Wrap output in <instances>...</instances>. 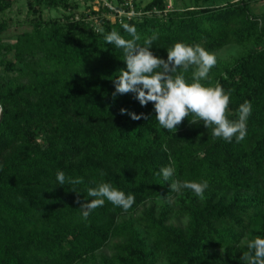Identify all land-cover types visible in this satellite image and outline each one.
Returning a JSON list of instances; mask_svg holds the SVG:
<instances>
[{
  "label": "trees",
  "instance_id": "1",
  "mask_svg": "<svg viewBox=\"0 0 264 264\" xmlns=\"http://www.w3.org/2000/svg\"><path fill=\"white\" fill-rule=\"evenodd\" d=\"M14 1L0 0V264H79L108 245L111 256L97 264H246L247 242L264 238V4L252 14L249 0H172L170 11L164 0H134L135 19L111 21L100 8L92 26L82 15L40 17L43 8L76 9L71 0H24L29 28L4 43L12 23L1 15ZM123 24L135 27L141 46L156 34L149 50L165 60L177 42L207 52L241 46L200 83L230 94V120L250 102L245 138H213L192 116L174 133L158 124L152 103L114 97L126 64L105 36L131 39ZM121 108L143 116L132 120ZM166 166L174 180L207 181L203 199L171 191L157 175ZM100 183L135 203L125 212L105 200L83 220L80 204ZM172 215L183 223L169 224Z\"/></svg>",
  "mask_w": 264,
  "mask_h": 264
},
{
  "label": "clouds",
  "instance_id": "2",
  "mask_svg": "<svg viewBox=\"0 0 264 264\" xmlns=\"http://www.w3.org/2000/svg\"><path fill=\"white\" fill-rule=\"evenodd\" d=\"M123 28L132 37L126 39L111 31L105 36L107 44H112L122 49L126 70L121 69L120 75L114 80L115 95L132 93L141 106L152 103L155 119L158 124L171 132L176 131L186 118L192 116L190 123L202 122L207 129L211 128L213 138H222L231 142L233 137L239 142L245 138L246 121L251 114L250 102L240 104L237 110L238 119L233 121L228 118L230 94L225 93L223 87L217 83L215 86H204L201 80H207L210 70L216 65V57L207 52L200 45L190 46L181 42L175 43L167 49V59L155 56L149 49L156 34L144 38L143 46L137 42L141 37L135 27L123 24ZM194 66L188 83L184 73ZM177 69L182 72L177 73ZM227 79V75H224ZM2 110V108H0ZM121 114H128L132 120H139L143 114H135L121 108ZM175 168L162 167L157 175L162 176L165 182L171 180L169 188L173 192L186 188L203 199V194L208 187V182L184 181L172 179ZM57 184L64 185L65 174L56 173ZM71 184L81 183L80 178H67ZM88 197L92 199L80 204L81 218L87 220L91 211L103 206L105 200L127 212L135 203V196L126 195L123 191L114 188L109 183H100L95 188L87 190ZM247 251L242 255L246 264H264V238L257 237L247 242Z\"/></svg>",
  "mask_w": 264,
  "mask_h": 264
},
{
  "label": "rangeland",
  "instance_id": "3",
  "mask_svg": "<svg viewBox=\"0 0 264 264\" xmlns=\"http://www.w3.org/2000/svg\"><path fill=\"white\" fill-rule=\"evenodd\" d=\"M72 2H75L77 8L74 10H67V11H60V10H53L48 8H43L41 10L40 17L44 20H47L48 18H56L61 19V13L64 15L72 14V19H78L79 15L84 16L85 19H87L88 22L91 23L92 26L96 24V16L98 15V12H95L96 4L94 3V0H71ZM149 0H135L140 6L142 7L146 2ZM165 1V10L170 11L173 10L172 0H164ZM188 1V0H185ZM217 1V0H216ZM224 1V0H219ZM264 4V0H249V7L252 14H258L261 9L262 5ZM61 12V13H60ZM94 12V13H93ZM31 15L27 13V8L25 5L24 0H15L11 7L8 10H5V12L1 15V18L8 19L11 21V25L8 29V33L4 34L5 37L2 38V41L4 43H12L14 41V34L13 32L16 31H25L28 30V25L26 24L25 20L30 18ZM137 15H134L133 17L129 19H135ZM110 20H113V17H110ZM11 35H8V34ZM242 47L238 46L236 44H226L223 47L209 52L213 54L216 57V61H229L232 57H235L237 54L241 53ZM11 58V54H6V59ZM172 200V199H171ZM169 200V202L171 201ZM142 208L138 209L136 213H134V217L137 215L138 212H140ZM169 224L173 226H179L183 223V219H179L172 215L170 220L168 221ZM115 241H112L114 243ZM111 243V244H112ZM111 245L106 246L102 249H100L98 252H96L93 256V258H88L85 261L79 263V264H97L98 259L102 256H111Z\"/></svg>",
  "mask_w": 264,
  "mask_h": 264
},
{
  "label": "built area",
  "instance_id": "4",
  "mask_svg": "<svg viewBox=\"0 0 264 264\" xmlns=\"http://www.w3.org/2000/svg\"><path fill=\"white\" fill-rule=\"evenodd\" d=\"M134 0H121L120 3H115L114 0H94L96 4L95 12H98L100 8L106 9V14H102L106 18L113 17L120 21L121 19H129L134 15L139 16L141 13L134 10ZM87 20V19H86ZM96 21V19L94 20Z\"/></svg>",
  "mask_w": 264,
  "mask_h": 264
},
{
  "label": "water",
  "instance_id": "5",
  "mask_svg": "<svg viewBox=\"0 0 264 264\" xmlns=\"http://www.w3.org/2000/svg\"><path fill=\"white\" fill-rule=\"evenodd\" d=\"M0 116H1V114H0Z\"/></svg>",
  "mask_w": 264,
  "mask_h": 264
}]
</instances>
